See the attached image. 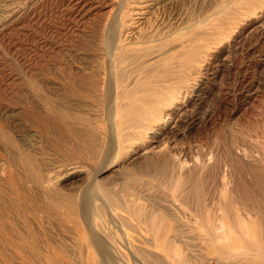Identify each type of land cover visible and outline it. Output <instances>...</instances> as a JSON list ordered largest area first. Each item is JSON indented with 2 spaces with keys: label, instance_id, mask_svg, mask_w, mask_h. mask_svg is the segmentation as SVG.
Segmentation results:
<instances>
[{
  "label": "rangeland",
  "instance_id": "obj_1",
  "mask_svg": "<svg viewBox=\"0 0 264 264\" xmlns=\"http://www.w3.org/2000/svg\"><path fill=\"white\" fill-rule=\"evenodd\" d=\"M0 194V264H264V0H0Z\"/></svg>",
  "mask_w": 264,
  "mask_h": 264
},
{
  "label": "bare ground",
  "instance_id": "obj_2",
  "mask_svg": "<svg viewBox=\"0 0 264 264\" xmlns=\"http://www.w3.org/2000/svg\"><path fill=\"white\" fill-rule=\"evenodd\" d=\"M163 99V97H158V98H156V96L155 97H153V98H151L150 100H149V104H151V108H155V102H157V100H158V102H157V104H161V100ZM58 103V102H57ZM63 104H64V102H62ZM61 103V104H62ZM66 103V102H65ZM61 104H59L60 106H61ZM61 107H65V106H61ZM133 108H135L136 109V107H133ZM157 109V108H156ZM155 109V110H156ZM58 110V109H57ZM61 110V109H60ZM132 110V109H131ZM58 113V112H57ZM69 117H71V116H69ZM72 118V117H71ZM55 119L57 120L56 122L57 123H59V124H63V125H65V127H66V131H68L69 130V123H68V119H67V117H65V115H61V116H55ZM73 120V119H72ZM72 124V123H71ZM135 128H137V127H139V126H134ZM77 128V127H76ZM71 130H73L72 128H71ZM65 131V132H66ZM74 131V130H73ZM79 134V133H78ZM77 135V134H76ZM75 135V136H76ZM83 135V134H82ZM69 136H71V135H69ZM81 137V136H80ZM82 138H83V136H82ZM81 140V139H80ZM10 143H12V142H10ZM144 153V152H143ZM20 155V154H19ZM25 157V156H24ZM31 158V157H30ZM24 159V158H23ZM9 160H10V157H9ZM30 160V159H29ZM16 161H18V160H16ZM15 160H13L12 159V161H11V165L13 166V164H21L20 162H16ZM25 162H26V160H25ZM27 163V162H26ZM8 164V163H7ZM28 164V163H27ZM32 164V163H31ZM11 165H10V167H11ZM33 165V164H32ZM41 165V164H40ZM20 166V165H19ZM29 166V165H28ZM35 166V165H34ZM36 167V166H35ZM14 168V167H13ZM25 168V167H24ZM22 169V168H21ZM5 171H7V179H8V182H9V185L11 184V186L13 187V176H12V174H11V171L7 168ZM15 171V170H14ZM23 171V170H22ZM13 172V171H12ZM34 172V171H33ZM35 173V172H34ZM40 175L41 174H39L38 172H36L35 173V175H34V180H35V182H37V180H39V179H41L40 178ZM18 176V175H17ZM17 176H14V177H17ZM3 178V177H2ZM1 178V179H2ZM19 178V177H18ZM25 178V177H24ZM28 178V177H27ZM22 179V178H21ZM2 180H4V178L2 179ZM20 180V179H19ZM23 181V180H22ZM30 182H32V181H30ZM4 183V182H3ZM28 183V182H27ZM4 184H6V183H4ZM20 184V183H19ZM24 184V183H23ZM22 185V184H21ZM25 185V184H24ZM23 185V186H24ZM31 185V184H30ZM47 186V185H46ZM28 187H30V186H28ZM32 187H33V185H32ZM36 187V186H35ZM27 188V187H26ZM10 189V188H9ZM54 189V188H53ZM8 190V189H7ZM21 190H23V188H22V186H21ZM52 190V189H51ZM31 191V190H30ZM40 191V190H39ZM53 191V190H52ZM8 192H9V190H8ZM26 193H29L28 191H25ZM34 192H35V190H34ZM42 192H43V190H42ZM31 193H33V192H31ZM36 193H37V191H36ZM41 193V192H40ZM47 193V195H49L48 193H50V191H49V189H48V192H46ZM6 195H8L7 193H5ZM14 194V193H13ZM30 194V193H29ZM45 194V193H44ZM1 195V194H0ZM27 195V194H26ZM31 195V194H30ZM37 195H39V194H37ZM3 196V195H2ZM29 196V195H28ZM51 196V195H50ZM6 197V196H5ZM4 197V198H5ZM35 197V196H34ZM38 197V196H37ZM39 197H40V195H39ZM48 197V196H47ZM46 197V198H47ZM50 198V197H49ZM53 198H54V196H53ZM57 198V197H56ZM6 199H8L7 197H6ZM14 199V198H13ZM60 199V198H59ZM3 200V199H2ZM7 202V201H6ZM12 202V201H11ZM9 204H11V203H9ZM4 206V205H3ZM10 205H8V207H9ZM14 206H16V205H14ZM20 206V205H19ZM4 209V208H3ZM8 209V208H7ZM14 209V208H13ZM2 210V209H1ZM5 210V209H4ZM3 210V211H4ZM9 210V209H8ZM20 210V209H19ZM10 212H12V211H10ZM13 213V212H12ZM3 214H4V212H3ZM11 214V213H10ZM15 214V213H14ZM1 216V215H0ZM14 216V215H13ZM12 217V216H11ZM10 217V218H11ZM21 217V216H20ZM3 218H4V216H3ZM14 218H15V216H14ZM12 219V218H11ZM3 221V220H2ZM16 221H18V220H16ZM19 225V224H18ZM9 227V226H8ZM11 228V227H10ZM13 228V227H12ZM19 228V227H18ZM218 229V228H217ZM15 230V229H14ZM220 237V236H219Z\"/></svg>",
  "mask_w": 264,
  "mask_h": 264
}]
</instances>
